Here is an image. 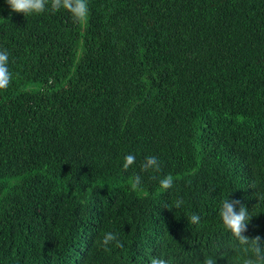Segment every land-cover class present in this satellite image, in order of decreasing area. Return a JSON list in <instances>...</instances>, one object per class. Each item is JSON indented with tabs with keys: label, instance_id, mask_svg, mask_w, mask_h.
<instances>
[{
	"label": "trees",
	"instance_id": "16d2710c",
	"mask_svg": "<svg viewBox=\"0 0 264 264\" xmlns=\"http://www.w3.org/2000/svg\"><path fill=\"white\" fill-rule=\"evenodd\" d=\"M87 3L80 24L0 0V264H242L219 211L264 238V0Z\"/></svg>",
	"mask_w": 264,
	"mask_h": 264
},
{
	"label": "clouds",
	"instance_id": "9594fccd",
	"mask_svg": "<svg viewBox=\"0 0 264 264\" xmlns=\"http://www.w3.org/2000/svg\"><path fill=\"white\" fill-rule=\"evenodd\" d=\"M12 12L22 13L25 16L32 14H41L49 9L52 13L60 10L67 11L74 22L83 24L87 21L89 14V6L87 0H6ZM9 54L7 50H0V90H6L12 82L13 75L8 67ZM136 162V157L128 154L124 158L123 168L128 170ZM141 172L149 171L158 173L161 170V162L156 156H147L140 165ZM155 179V176L153 177ZM142 176L135 174L131 180V187L138 189L142 185ZM174 177L169 174L160 179V188L167 191L174 186ZM230 196L224 198L220 202L219 215L226 229L235 237L238 242V251L242 254V264H264V246H262V238L257 235L249 238L245 235L248 231L249 223L252 216L246 206L240 200L230 199ZM183 198H177L174 201V208L180 209L184 205ZM239 206V211H237ZM169 211L173 210L169 206H165ZM201 217L198 214H191L188 218L190 224H199ZM105 251H110L109 245L115 244L118 248H123V243L118 239L114 232H105L102 241H100ZM222 258V257H221ZM150 264H170L169 260L161 257H153ZM201 264H217L216 257L205 256Z\"/></svg>",
	"mask_w": 264,
	"mask_h": 264
}]
</instances>
